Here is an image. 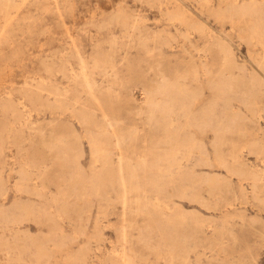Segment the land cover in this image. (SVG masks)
Segmentation results:
<instances>
[{
	"label": "rangeland",
	"instance_id": "obj_1",
	"mask_svg": "<svg viewBox=\"0 0 264 264\" xmlns=\"http://www.w3.org/2000/svg\"><path fill=\"white\" fill-rule=\"evenodd\" d=\"M220 1L0 0V209L16 207V221H0V264H264V82L252 111L230 103L241 130L225 137L239 144L236 156L217 148L229 170L214 163L208 129L183 116L157 125L145 103L181 87L196 117L220 82L255 74L248 54L258 59L263 47L215 14ZM239 2L264 13V0ZM121 8L125 23L114 19ZM81 67L84 77L71 76ZM174 130L197 145L176 142ZM189 171L181 182L193 199L175 180ZM96 173L97 195L70 184ZM162 220L176 222L186 249L158 252Z\"/></svg>",
	"mask_w": 264,
	"mask_h": 264
},
{
	"label": "bare ground",
	"instance_id": "obj_2",
	"mask_svg": "<svg viewBox=\"0 0 264 264\" xmlns=\"http://www.w3.org/2000/svg\"><path fill=\"white\" fill-rule=\"evenodd\" d=\"M21 1H24V0H21ZM146 1L154 2L156 3V5L158 4L161 5L163 2L166 4L174 2L179 7H181L185 0H146ZM205 1L209 2V0H205ZM239 1L240 0H221L220 2L225 3V7L223 9H219L215 11V14L218 17L225 18L232 25H235L238 23L244 24L248 29L249 39L254 40L255 43L261 44V46L263 47V54L258 59H254L251 54H248V57L251 59L250 64L253 65L255 74H252V76H250L248 81L241 80L240 82H235L232 80H224L220 82L217 86L214 87L216 89L214 100L209 102L204 107L198 109V111L196 112V117L190 114L191 113L190 107L193 103V96L190 95L188 91H185L181 87L175 88L173 86H167V87L158 88L157 90H155V94H154L158 97V99L155 101L152 98L148 97L145 102L148 110L152 114L153 122L157 125H166L167 123H169V119L171 117L183 116L184 125L194 126L198 130L208 129L209 132L212 134L211 146L214 150V153H213L214 163L227 170L229 169L225 165V162L223 161L222 157L219 155V152H217V148L223 144H226V145L229 144L232 157L235 158L236 151L238 148L237 146H239V144L238 143L235 144L234 142H228L225 135L229 133H233V132H239L241 130L240 121L234 118V116H232L235 114H231L232 112L230 111V103L233 100H237L246 109L252 111L253 107L257 104L256 96H257L258 88H260V85H262L264 82V39L262 38V34L264 32V20H263L264 13L260 8L254 6L253 4H248L244 2L240 3ZM178 6H177V9L179 8ZM17 9H18V6H16V10ZM180 12L182 13L183 10ZM124 15H125V11L124 9L121 8L114 15V19L118 23H125ZM184 19L185 18L181 16L182 22L185 23L189 21V20L186 21ZM219 49L222 52L224 64L226 66H236L233 52L224 47H220ZM52 73H54L52 69H47L46 75H50ZM36 74L39 77H43L39 72L35 73V75ZM70 74L73 77L77 75L81 77L85 76V72L83 71L82 67L80 68V71L78 72V74L73 73L72 69L70 71ZM18 105L21 107V110L24 111L27 117L29 114L26 109L25 102L21 100L18 102ZM259 116H260V113H259ZM173 137L177 139L176 142L181 141V143L184 144V146L190 147L191 149L197 145V142L192 137L186 136L182 132V130H174ZM259 154H264V146L262 144L260 146ZM187 156H189V153L187 154ZM64 164L66 163L62 160V158L61 159L59 158L57 161H55V168L56 169L58 168L60 171H62ZM230 171L235 175H241L240 172L238 171H234V170H230ZM184 175L182 174L175 175V180L176 179L178 180V182H176V185L178 186L179 189H182V193L186 195L189 187L186 188V186H182L181 177L183 176L185 177V179H187V181L188 180L190 181V179L193 176H192L191 171H189L188 173ZM259 175L263 177L264 171L261 172ZM130 176L131 175H129L128 177ZM112 177L113 176L109 173L107 179H109L110 181ZM254 178H255V175H254ZM197 179H199L200 181V178H197ZM102 180L103 178L101 177L100 173H96V176L93 182H90V183L84 182L81 178H79L78 176H75L73 180H70V184L77 187V189L81 191L83 194L92 192L95 195H97L99 193L100 188L104 185V182H102ZM60 182H61L60 185L62 186L64 182L63 181H60ZM207 184L210 186L214 185L213 182H207ZM252 188H254V186ZM159 189L160 188L158 186L156 190L159 191ZM5 195H6V191L0 190V198L3 199ZM187 196L193 199L192 198L193 193L190 192L189 194H187ZM22 210L26 213L30 211L29 208H27V206L22 208ZM0 221L1 222L16 221V207L10 208V209L1 208L0 209ZM174 223L176 222L172 223L169 220H162L160 221V224L158 225V231H157L158 252L161 250H164V253L169 254V256H171L170 254H175V253L180 252L181 248H185L184 242H181V240H179L178 229L177 227H174ZM144 236L145 235L141 233L138 239V243L141 244V246L144 244ZM37 254L39 256H43V252H41V250H38ZM122 263L132 264V262L128 263L124 259L122 260Z\"/></svg>",
	"mask_w": 264,
	"mask_h": 264
}]
</instances>
